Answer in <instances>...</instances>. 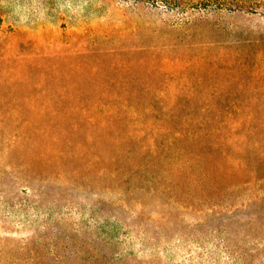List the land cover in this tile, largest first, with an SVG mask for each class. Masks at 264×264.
<instances>
[{
	"label": "rangeland",
	"instance_id": "1",
	"mask_svg": "<svg viewBox=\"0 0 264 264\" xmlns=\"http://www.w3.org/2000/svg\"><path fill=\"white\" fill-rule=\"evenodd\" d=\"M0 264H264V0H0Z\"/></svg>",
	"mask_w": 264,
	"mask_h": 264
}]
</instances>
